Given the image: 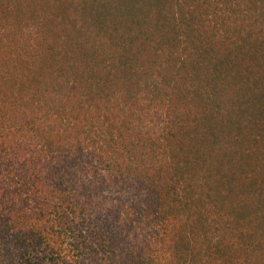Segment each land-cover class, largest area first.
<instances>
[{
	"label": "trees",
	"instance_id": "trees-1",
	"mask_svg": "<svg viewBox=\"0 0 264 264\" xmlns=\"http://www.w3.org/2000/svg\"><path fill=\"white\" fill-rule=\"evenodd\" d=\"M0 264H264V0H0Z\"/></svg>",
	"mask_w": 264,
	"mask_h": 264
}]
</instances>
